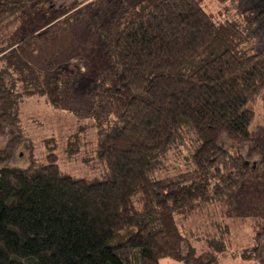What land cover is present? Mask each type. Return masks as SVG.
Instances as JSON below:
<instances>
[{"label":"trees","instance_id":"trees-1","mask_svg":"<svg viewBox=\"0 0 264 264\" xmlns=\"http://www.w3.org/2000/svg\"><path fill=\"white\" fill-rule=\"evenodd\" d=\"M47 1L0 0V64L35 50L52 26L74 23L98 0L69 3L63 19L34 17V5L44 13ZM205 1L103 0L112 13L100 14L102 22H127L116 40L101 38L104 71L123 96L119 121L98 135L102 177L62 171L55 151L24 167L7 165L28 142L16 88L35 72L25 63L0 67V134L11 129L0 148V264H216L231 253L223 239L239 220L253 221L255 233L252 254L242 257L264 264V188L255 181L264 142L252 133L256 107L264 109V49L240 58L245 32L215 19ZM241 15L254 26L264 11ZM78 78L58 73L37 93L70 110L63 92ZM183 131L198 140L195 170L151 178V164L164 163ZM178 219L193 221L200 248Z\"/></svg>","mask_w":264,"mask_h":264},{"label":"rangeland","instance_id":"rangeland-1","mask_svg":"<svg viewBox=\"0 0 264 264\" xmlns=\"http://www.w3.org/2000/svg\"><path fill=\"white\" fill-rule=\"evenodd\" d=\"M49 1V2H48ZM46 11L43 13L37 5H34V17H52L62 15L69 9V3L77 0H48ZM126 5V4H125ZM120 10L126 14L127 5ZM203 7L214 15L217 20H229L235 22L245 32L246 41L238 50V56L244 58L256 54L264 49V16L251 26L241 15L247 8H255L264 11V0H206ZM37 10V11H36ZM112 11L108 10L103 0H98L94 5L88 6L79 16L80 18L69 25L68 21L55 24L38 48L31 52L17 55L14 52L10 58L2 62L0 67L7 65L16 67V64L30 65L34 70L33 76L19 82L17 96L24 97L19 102V128L20 132L28 139L23 147H20L14 159L8 162L9 166L24 167L33 159H41L49 151H55L58 156V164L62 171L76 176L102 177L105 173L104 163L100 161L96 152L98 135L119 121L123 110L118 83L104 71L103 41L102 37L110 35L112 41L116 40L118 29L127 21L112 23L102 22L100 14ZM119 24V25H118ZM12 78L17 80L13 73ZM26 73V72H25ZM24 73V74H25ZM58 73L77 75L78 82L66 89L63 94L69 99L70 110L56 109L49 102L48 93H37L39 89H47L48 82ZM8 88V86H6ZM17 111V110H16ZM256 122L252 127L253 135L264 142V109L259 104L256 107ZM7 134H0V148L4 146L10 128L5 129ZM15 131V129H14ZM184 133V131H183ZM182 133V134H183ZM55 139L56 148H47L46 140ZM178 147L171 149L164 163L162 160L154 161L149 169L153 179L172 176L178 173L193 172L195 170L194 154L198 148V140L190 131L184 133L177 141ZM49 145L53 147V142ZM76 146L79 148L73 151ZM253 160L250 162L252 163ZM255 181L264 188V166L258 172ZM181 230L190 238L191 243L198 249L201 243L197 240L200 235L193 221L182 222ZM240 221V220H239ZM237 222L230 236L224 237V241H231L230 254L223 257L216 264H259L255 259L247 260L242 257L241 251L252 254L250 249L255 246V233L252 231L254 222L242 225ZM252 225V226H250ZM225 228H222L224 233ZM195 233V234H194ZM221 233L216 232L220 237ZM225 235V234H224ZM160 264H186L173 259H162Z\"/></svg>","mask_w":264,"mask_h":264}]
</instances>
